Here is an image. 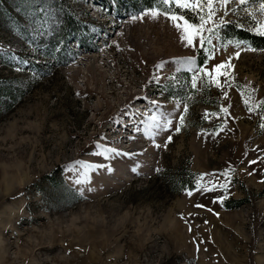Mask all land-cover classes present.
<instances>
[{
    "label": "rangeland",
    "instance_id": "1",
    "mask_svg": "<svg viewBox=\"0 0 264 264\" xmlns=\"http://www.w3.org/2000/svg\"><path fill=\"white\" fill-rule=\"evenodd\" d=\"M150 9L0 0V264H264V51L230 33L249 17L229 12L190 66L200 47L171 21H133ZM68 10L80 44L57 37ZM223 61L221 87H191Z\"/></svg>",
    "mask_w": 264,
    "mask_h": 264
},
{
    "label": "snow or ice",
    "instance_id": "2",
    "mask_svg": "<svg viewBox=\"0 0 264 264\" xmlns=\"http://www.w3.org/2000/svg\"><path fill=\"white\" fill-rule=\"evenodd\" d=\"M236 4V8H229V4ZM157 8H152L149 11L143 12L140 16H133V21L143 20L145 17H151L153 20L159 19L163 16L166 20L173 23V26L181 32V40L186 42V46L195 47L198 43L201 50L207 49L208 56L206 59H212L215 55V46L213 45V37L219 32V30L226 25L231 23V21L226 20L225 17L231 12L233 15H238L239 12H245L249 17L248 19V31L254 32L259 37H264V0H157ZM175 5L179 9L188 10L191 15H186L184 13L177 14L172 11L170 7L163 8L165 5ZM252 4L257 6L256 10L253 12H247L245 6ZM223 12V15L218 16V13ZM260 18L257 19L256 17ZM239 27H244V25H237ZM207 33V35H205ZM211 46V47H209ZM234 46L240 50H248L255 52L256 48L248 47L242 41H235ZM264 51V49H262ZM240 52L237 51L236 56L239 58ZM26 63V61H25ZM185 63L188 65H193L194 60L190 57ZM157 67H162V65H157ZM233 65L230 61H223L215 64L213 67L209 68L207 65L195 68L193 75L191 76V87L193 89L197 88V82L199 79L206 78L207 84H215L216 87H221L220 77H225L226 79L231 78L230 69ZM179 71V69H177ZM227 96V93H225ZM251 98V95H249ZM264 104V102H262ZM245 105L248 106V100H245ZM187 105H185L183 111L187 112ZM248 111H253V107L248 106ZM221 112L227 113V108H221ZM153 121H157V117H152ZM180 125L184 123V116L179 117ZM171 125L170 120H166L163 124L156 123L155 127L160 129H165ZM177 132L180 131V127H176ZM171 141V136L168 137ZM166 146V145H165ZM159 147V145H157ZM115 152V149H111ZM250 163H255L251 161ZM107 172L111 173L112 168H107ZM221 187H226V185H221ZM193 193L188 192L191 196ZM197 207H202V205H197ZM211 211V210H209Z\"/></svg>",
    "mask_w": 264,
    "mask_h": 264
},
{
    "label": "trees",
    "instance_id": "3",
    "mask_svg": "<svg viewBox=\"0 0 264 264\" xmlns=\"http://www.w3.org/2000/svg\"><path fill=\"white\" fill-rule=\"evenodd\" d=\"M119 1L123 2V0H119ZM134 3H136L142 9H150V8H155L158 6L157 0H134ZM168 7H170L172 11L177 14L184 13L186 15H190L187 10L179 9L174 4L168 5ZM60 21L63 22L62 23L63 26L62 28L59 29V34H57V37L61 36L60 42H63L64 44H66V41L70 38V39H73L77 44H80L81 41H83V39H81L80 37V34L82 32H87L86 25L81 24L82 25V28H81L80 26L81 22L76 19L74 13H72L71 10H68V12L63 11L60 17ZM37 24H38L39 29L43 28L46 25L45 18L43 16L41 17V14L39 15ZM20 30L24 31V29H20ZM230 33L234 39H236L237 41H242L243 43H245L251 48H256L257 50L264 49V37H259L256 34L250 33L245 30L232 29V27H231ZM57 37L54 35L51 36L50 42L53 43V41H55V38ZM53 47H54V44H53ZM205 58H206V55L202 52L200 48H198L193 58L195 65L200 66L201 64H203V62L205 61ZM10 96L11 98H15L12 95ZM245 202H246V199L240 198V199H234V200H224L222 201V204L225 208L231 209V208H237L240 205L244 204Z\"/></svg>",
    "mask_w": 264,
    "mask_h": 264
},
{
    "label": "bare ground",
    "instance_id": "4",
    "mask_svg": "<svg viewBox=\"0 0 264 264\" xmlns=\"http://www.w3.org/2000/svg\"><path fill=\"white\" fill-rule=\"evenodd\" d=\"M92 61H95V58H92Z\"/></svg>",
    "mask_w": 264,
    "mask_h": 264
}]
</instances>
